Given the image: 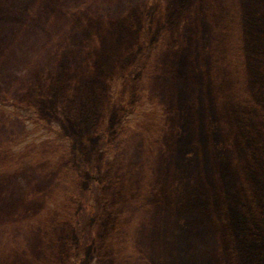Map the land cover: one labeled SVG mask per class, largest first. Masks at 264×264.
<instances>
[{"label": "rangeland", "instance_id": "1", "mask_svg": "<svg viewBox=\"0 0 264 264\" xmlns=\"http://www.w3.org/2000/svg\"><path fill=\"white\" fill-rule=\"evenodd\" d=\"M0 96V264H69L94 184L83 264H264V0H0Z\"/></svg>", "mask_w": 264, "mask_h": 264}, {"label": "trees", "instance_id": "2", "mask_svg": "<svg viewBox=\"0 0 264 264\" xmlns=\"http://www.w3.org/2000/svg\"><path fill=\"white\" fill-rule=\"evenodd\" d=\"M149 56H150V52H145L141 54L137 59L138 61L136 62V67L142 65L143 62L146 63L149 60ZM0 109L3 112L9 114L10 116L22 118L28 123L30 121H33L29 118L30 117L29 114H31L32 112L25 110V108L21 109L8 97L0 96ZM57 124L58 122H51L47 124L46 122L41 120L38 116H36L34 127L38 129L41 128L44 133L43 134L39 132L40 134L39 140L41 142L46 140V141H53L57 144L67 145L66 141L69 139L64 134L63 130L60 128L61 126L58 124L59 127H57ZM46 129L48 130V133H46L45 131ZM64 145L62 147H64ZM89 172H92V170L87 169V174ZM99 190L100 188L96 187L95 184L94 187L91 186L90 188L85 190L81 195L80 200L78 201L79 206L77 205L78 207L76 211L73 212V217L66 218V219H71V221L74 223L76 235L78 238V245L76 246L78 249L76 250L74 249L77 255L74 258L70 259L69 264H83L85 260V249L87 248V246L91 245L94 239L95 232L91 224L92 219L95 218L96 216H99L100 212H102V209L100 208L101 206H99L98 203L97 204L95 203V200H98L97 194L99 193ZM63 213H67V212H61L62 216ZM64 216L66 215L64 214ZM60 220H62V218H60Z\"/></svg>", "mask_w": 264, "mask_h": 264}]
</instances>
